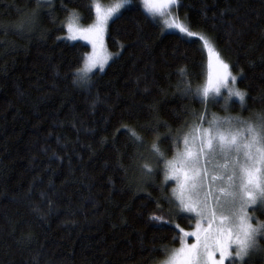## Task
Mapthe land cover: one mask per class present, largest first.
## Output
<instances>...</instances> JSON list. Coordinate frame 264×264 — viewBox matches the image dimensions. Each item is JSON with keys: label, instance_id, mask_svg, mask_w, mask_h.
<instances>
[{"label": "trees", "instance_id": "trees-1", "mask_svg": "<svg viewBox=\"0 0 264 264\" xmlns=\"http://www.w3.org/2000/svg\"><path fill=\"white\" fill-rule=\"evenodd\" d=\"M92 3L0 0V264H160L161 247L180 244L174 225L193 226V215L177 214L165 199L172 185L150 146L157 142L169 159L174 138L198 114L207 109L209 119L219 111V101L207 106L185 92L177 74L184 68L192 88L203 87L202 43L164 31L140 6L128 7L108 26L111 62L95 72L90 89L79 87L73 73L90 47L64 37L66 21L76 11L91 24ZM178 14L211 38L247 92L234 113L258 123L264 0H181ZM122 125L144 143L133 142ZM152 214L172 223L152 221ZM248 264H264V257Z\"/></svg>", "mask_w": 264, "mask_h": 264}, {"label": "snow or ice", "instance_id": "snow-or-ice-1", "mask_svg": "<svg viewBox=\"0 0 264 264\" xmlns=\"http://www.w3.org/2000/svg\"><path fill=\"white\" fill-rule=\"evenodd\" d=\"M131 2L118 0L105 7L99 0H93L90 6L95 8V20L87 27L79 26L78 13H72L67 24L68 38L75 40L80 37L92 44V52L83 57V68L73 73L75 85L85 89L94 85V70L103 71L111 59L110 54H100L104 51V34L109 21ZM180 3L181 0H142L143 9L152 18L165 17L163 24L166 28L177 29L187 37H198L207 50L209 71L203 87L193 89L185 78L186 69H178L184 91L207 101L210 96L215 98L222 89H226V103L235 96L243 106L248 94L235 87L238 77L232 74L230 64L211 38L192 31L190 22L181 20L178 12L172 13L173 6L178 8ZM205 124L208 126L204 127ZM122 127L129 132L133 142L144 143V138L135 128L129 125ZM174 143L177 148L171 159H165L155 141L150 151L158 160H164L165 182H177L172 197L165 199L175 203L177 214L191 213L197 219L195 229L190 232L179 224L174 225L179 235L173 239H179L180 247H161L165 259L160 264H225V261L248 264L253 253L264 251L257 239L264 238V222L253 225V217L248 212L250 206L264 205V118L258 123L240 117L218 118L214 114L207 119L205 109L204 113L198 114V122H194L182 136H176ZM141 167L145 174L153 173L149 163L145 162ZM156 207L163 211L159 203ZM149 219L157 223H172L171 220L165 221L163 215L152 214ZM187 237H195V242L188 243Z\"/></svg>", "mask_w": 264, "mask_h": 264}, {"label": "rangeland", "instance_id": "rangeland-1", "mask_svg": "<svg viewBox=\"0 0 264 264\" xmlns=\"http://www.w3.org/2000/svg\"><path fill=\"white\" fill-rule=\"evenodd\" d=\"M99 2L102 4V6H105V7H107V6H111V5H113V4H115L116 2H118V0H116V1H113V2H104V1H102V0H99ZM131 6H140L141 8H143V5H142V0H132V2L130 3V4H128V5H125V7L124 8H122L110 21H109V24H110V22L115 18V17H117L119 14H121L126 8H128V7H131ZM179 8V7H178ZM178 8L176 7V6H173V9H172V13L173 14H176L177 12H178ZM94 10H95V8H94ZM146 11V10H145ZM73 12H75V13H78V12H76V11H73ZM72 12V13H73ZM72 13H71V15H72ZM71 15L69 16V18L67 19V21H66V34H65V38L66 39H68V40H70V41H80V42H83V43H85V44H87L89 47H90V50H89V52L87 53V54H89V53H91L92 52V44L90 43V41H88V40H85V39H83V38H80V37H78L77 39H75V40H73V39H69L68 38V36H69V33H68V29H67V24L69 23V19H70V17H71ZM78 15H79V13H78ZM179 15V14H178ZM79 17H80V15H79ZM179 18H180V16H179ZM153 19H155L157 22H159L160 24H161V26H162V28H163V30L164 31H167V32H176V33H179V34H181V35H183L184 37H186V38H189V39H199L198 37H187L185 34H183V33H180L177 29H168V28H166L165 26H164V24H163V21H164V19H165V17H157V18H153ZM181 19V18H180ZM95 20V19H94ZM181 20H183V19H181ZM184 21V20H183ZM94 22V21H93ZM92 22V23H93ZM77 23H78V25L79 26H82V27H87L88 25H83L82 23H81V21H80V19H78V21H77ZM91 23V24H92ZM109 24H108V26H109ZM90 25V24H89ZM192 30V29H191ZM107 31H108V28H107ZM107 31L105 32V34H104V51L103 52H101L100 54L101 55H105V54H110L111 55V59H109V61H108V63L104 66V69H103V71L106 69V67L109 65V63L111 62V60H112V58H113V54L109 51V49H108V47H107V41H106V39H107ZM193 31V30H192ZM200 33V32H199ZM202 34V33H201ZM204 35V34H203ZM201 43H202V41H201ZM202 46H203V44H202ZM205 50V52H206V55H207V76H208V71H209V68H208V60H209V57H208V53H207V50L206 49H204ZM86 54V55H87ZM227 62V61H226ZM83 66H84V63H83V65H82V67L81 68H83ZM95 72H102V71H100L98 68L96 69V70H94ZM232 71V70H231ZM232 74L233 75H235L233 72H232ZM237 76V75H236ZM238 80V79H237ZM206 81H207V77H206ZM206 81H205V83H204V85L206 84ZM203 85V86H204ZM235 87H237V88H239L238 87V84H237V82H236V85H235ZM240 89V88H239ZM227 96H228V93H227V90L226 89H222L221 90V94L219 95V96H216L215 98H213V97H209L208 98V100L207 101H205L206 103H207V106L208 105H210V103L211 102H213V103H216V102H220V104L217 106V108H219V111L218 112H216V110H214V112L213 113H209V116H210V118L209 119H211L212 118V115L214 114L216 117H218V118H224V117H240L241 119H243V120H247V121H249V122H252V123H256V119H253V118H250V117H243L240 113H234V112H236V111H234V109H232V106H233V104L235 103V102H238V103H240V101H239V98L238 97H235V96H233L232 98H231V100H229V101H227V103H226V98H227ZM246 99V98H245ZM212 103V104H213ZM241 104V103H240ZM233 123H235L234 121H233ZM208 125L207 124H205L204 125V127H207ZM181 148H182V146H181ZM172 157H170L169 159H171ZM169 182H171V189L173 190L174 188H176L177 187V182L175 181V180H169ZM264 210V205H262V204H257L256 206H250L249 207V209H248V212H249V215L251 216V217H253V219L251 220V223L253 224V225H256L257 224V222H264V220H262L261 218H260V213L262 212ZM188 214H191V213H188ZM191 215H193L194 216V223H193V226L191 227V228H184V227H181V228H183L185 231H193L194 229H195V224H196V217H195V215L194 214H191ZM187 239V242L188 243H193V242H195V237H187L186 238ZM258 239V244L260 245V247H261V249L262 250H264V245H263V242H264V238H261V237H258L257 238ZM180 247V244L178 245V246H176V247H174V248H179ZM233 251H235V248L233 247ZM263 256L264 257V251H260V252H255V253H253L252 254V256L250 257V259H248V261L249 260H254V259H258L259 258V256ZM225 264H231V262L230 261H225Z\"/></svg>", "mask_w": 264, "mask_h": 264}]
</instances>
